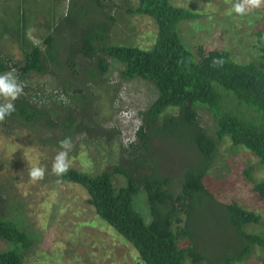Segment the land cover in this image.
I'll return each instance as SVG.
<instances>
[{"label":"rangeland","instance_id":"1","mask_svg":"<svg viewBox=\"0 0 264 264\" xmlns=\"http://www.w3.org/2000/svg\"><path fill=\"white\" fill-rule=\"evenodd\" d=\"M168 1L174 7L198 14L197 18L178 23L181 42L192 54L201 47L204 53L227 52L236 64H264V5L241 16L232 11L235 0ZM136 3V0H107L113 22L108 26L105 45H129L145 51L153 48L156 28L152 20L126 13ZM99 10L91 0H0V58L10 60L7 66L21 61L16 42L19 33L27 30L28 38L43 55L45 45L38 35L50 36L52 53L61 68L46 61V74H29L20 80L24 94L19 98L40 110L51 108L65 117L61 105L66 104L58 100L63 78L73 82L67 96L72 98L71 90L78 88L80 95L89 97L82 113L79 104L68 98L71 103L67 105L75 110L73 119L80 112L77 120L84 117L91 123L88 131L71 129L65 136L71 137L74 144L69 153L70 168L94 176L119 167L133 171L138 179L156 172L159 176L166 175L174 186L196 157L192 152L183 151L167 134L158 137L151 134L145 153L141 149L133 155L129 153L134 129L142 123L138 113L145 112L156 98L154 86L139 78L121 80L118 76L121 66L112 59H105L107 71L100 75L95 57L72 55L74 41L82 30L101 19ZM68 58L74 62V76L65 66ZM91 69L97 84L88 80ZM3 72H7L5 64L0 66V73ZM176 113V109H168L160 120ZM47 114L55 120V115ZM214 124L208 112H198L196 125L211 138ZM65 137L60 129L45 126L42 119L33 124L14 119L0 122V212L32 237L33 245L25 253L24 264H143L131 245L96 216L82 187L58 181L52 174L59 141ZM138 155L142 157V167L134 171L132 160ZM36 165L46 167L47 173L43 180L32 182L29 169ZM259 181H264V167L251 153L242 147L232 148L227 138L217 143L203 185L220 207L206 204L192 214L195 238L203 245L199 247L206 257L229 251L234 240L218 215L223 210L221 206L234 203L257 215L258 223L245 226L244 231L261 232L264 227L261 200L252 192V186ZM112 182L115 188L124 185L120 175H112ZM134 208L147 217L140 191L135 195ZM6 248L7 244L0 241V251ZM236 264H264V252L257 246L251 247L249 255Z\"/></svg>","mask_w":264,"mask_h":264},{"label":"trees","instance_id":"2","mask_svg":"<svg viewBox=\"0 0 264 264\" xmlns=\"http://www.w3.org/2000/svg\"><path fill=\"white\" fill-rule=\"evenodd\" d=\"M91 1L100 9L101 19L82 30L74 41L72 55L95 57L100 75L107 71L105 59H112L121 66L118 70L121 80L139 78L151 83L156 90L155 100L145 112L138 113L142 123L134 132L136 141L128 144L130 155L139 149L145 153L151 134L156 137L167 134L166 137L183 151H190L196 157L187 164L174 186L166 175L150 172L138 179L133 171L130 173L119 167L108 168L94 176L70 168L65 176H56V179L82 187L96 216L131 245L143 264H236L249 255L251 247L257 246L264 252V227L257 234L244 231L245 226L258 223V216L234 203L221 206L223 210L218 213L226 224L223 228L234 236L230 250L225 253L206 257L201 248L203 245L195 238V222H192L194 210L206 204L216 205L204 188L203 177L219 141L227 138L232 148H244L264 167V64H236L227 52L212 50L204 53L201 47L197 48L195 55L192 54L181 42L178 23L197 18L198 14L174 7L168 0H136L135 7L126 9L128 15L145 16L154 23L156 35L151 50L129 45H105L108 26L113 22L109 14L111 6L107 0ZM21 27L24 29L23 23ZM25 32L19 33L16 41L21 61L7 66L10 60L0 58V66L5 64L7 71L15 69L19 80L29 74H46V61L57 69L61 68L51 50L52 38L38 35L45 45L43 55ZM213 58H221L223 66H213ZM73 64L72 59L65 60L72 76L76 74ZM88 71V80L97 84L94 71ZM64 80L60 83V93L67 96L73 82ZM71 91L74 96L67 97L76 101L75 105L79 104L82 113L89 97L80 95L78 88ZM14 103L16 112L5 120L33 124L42 119L45 126L60 129L63 137L71 129L88 131L91 127L88 118L77 120L80 112L73 119L75 110L69 105H61L65 117H60L57 111L51 108L40 110L24 98ZM168 109H176V115L160 120ZM199 111L208 112L215 120L214 138L196 125ZM47 113L55 115V120ZM141 161L140 155L132 160L136 167L134 171L142 167ZM112 175L122 176L124 185L115 188ZM139 191L144 195L147 217L134 208L135 195ZM252 192L259 196L264 214V181L255 183ZM0 241L7 244V248L0 251V264H24L25 253L33 245L32 237L3 217L1 212Z\"/></svg>","mask_w":264,"mask_h":264},{"label":"clouds","instance_id":"3","mask_svg":"<svg viewBox=\"0 0 264 264\" xmlns=\"http://www.w3.org/2000/svg\"><path fill=\"white\" fill-rule=\"evenodd\" d=\"M264 5V0H235L232 5V11L238 15H246L254 9L260 8ZM224 61L221 58H213V66H223ZM15 69H10L7 72L0 73V122L5 121L6 118L11 117L16 112V101L24 94V84L18 79L15 74ZM58 100L64 104H70L71 101L63 93H60ZM140 124L136 125L134 132L137 131ZM135 140V134L132 143ZM127 146V142H125ZM74 148L71 137H65L59 141V151L55 155L51 167V172L58 178L65 176L70 170L69 153ZM47 168L44 166H32L29 169V178L32 182L41 181L45 178Z\"/></svg>","mask_w":264,"mask_h":264},{"label":"crops","instance_id":"4","mask_svg":"<svg viewBox=\"0 0 264 264\" xmlns=\"http://www.w3.org/2000/svg\"><path fill=\"white\" fill-rule=\"evenodd\" d=\"M27 32H28V31L26 30L25 34H26V37L28 38V36H27Z\"/></svg>","mask_w":264,"mask_h":264}]
</instances>
